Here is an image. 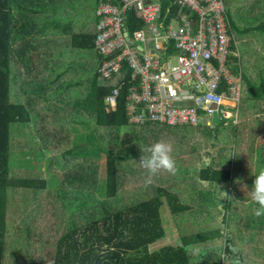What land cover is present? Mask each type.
<instances>
[{"label": "trees", "instance_id": "16d2710c", "mask_svg": "<svg viewBox=\"0 0 264 264\" xmlns=\"http://www.w3.org/2000/svg\"><path fill=\"white\" fill-rule=\"evenodd\" d=\"M99 1L0 0V264H232V247L238 249L241 264H264V216L255 217L258 205L251 198L245 199L251 196L254 176L264 167V0H232L242 15L255 18L249 28L258 29L260 36L254 44L247 38L250 29L240 31L226 8L230 41L241 42L240 64H228L233 73L242 75L236 123L221 124L220 134L214 128L220 123L188 128L187 124L143 122L137 134L139 152L129 157L121 156L118 146L120 130L128 124L124 94L131 84L125 66L109 79L97 73L103 61L95 49L100 19L95 10ZM166 4H170L168 0L163 1ZM171 8L175 10L173 5ZM125 26L128 30L139 27L131 19H126ZM87 51H92L91 60ZM255 69L260 70L258 76ZM224 83L221 80L215 91L224 89ZM115 86H120L122 93L116 108L107 111L102 98ZM72 87L77 89L73 90L71 103L81 96L79 90H85L84 97L89 99L83 104L90 109L89 118L84 119L89 130L83 138L91 146L79 151L72 135L78 124H83L80 116L72 120L67 116L44 117L25 131V136L36 133L40 142L36 139L34 144L27 140L20 144V130L12 133L14 123L20 128L40 113L43 119L51 99L67 106ZM56 103L53 106L60 108ZM200 134L204 139L198 142ZM10 137L14 141L13 148L10 145L11 165ZM187 137H192L193 143H185ZM160 139L173 144L178 171L187 179L183 193L173 188L175 175L167 172L146 183L147 173L140 167L139 158L145 144ZM22 145L38 152L42 148H50V153L61 149L46 166L47 170L54 166L62 170L63 177L57 178L59 185L44 188L45 177L39 172L14 178L16 172L12 169ZM102 154L104 180L97 183ZM203 157H210L212 164L201 170L197 165ZM128 159H135L136 165ZM190 168L196 169V176ZM215 181L232 199H220L213 187ZM97 186L101 193L96 197L93 189ZM245 187L248 192L242 194ZM13 191L28 193L36 208L28 213L25 229L18 223V235L25 248L22 261L8 258L11 255L4 240L7 193ZM176 192L189 202L172 207L181 230V245H165L150 252L149 244L164 234L159 210L162 197L172 195L176 199ZM84 193L88 196L86 202ZM62 199L74 204L70 211ZM84 202L83 207L77 205ZM65 220L69 230L61 228ZM224 229L227 239L222 235ZM233 229L238 233L234 234ZM51 230V240L38 238Z\"/></svg>", "mask_w": 264, "mask_h": 264}, {"label": "built area", "instance_id": "2783aa9c", "mask_svg": "<svg viewBox=\"0 0 264 264\" xmlns=\"http://www.w3.org/2000/svg\"><path fill=\"white\" fill-rule=\"evenodd\" d=\"M163 1H99L95 49L103 61L97 73L109 79L122 66L128 69L131 85L127 88L126 115L132 123L210 124L209 105L213 102L217 122L218 111L226 119L227 111L218 109L228 101L239 103L242 79L241 73L234 74L226 65L228 54L239 53L230 47L223 0H168L166 5ZM129 11L135 20L148 24L150 35L142 29L128 35L123 24ZM176 21L179 25L173 26L171 22ZM148 40L153 45H145ZM133 41L142 42L140 50ZM169 44L176 50L172 54ZM221 80L226 85L216 92ZM121 89L113 87L105 95L106 102L114 106Z\"/></svg>", "mask_w": 264, "mask_h": 264}, {"label": "rangeland", "instance_id": "374dc122", "mask_svg": "<svg viewBox=\"0 0 264 264\" xmlns=\"http://www.w3.org/2000/svg\"><path fill=\"white\" fill-rule=\"evenodd\" d=\"M150 2H154L155 0H149ZM225 7L227 8V12H229L231 14V18L233 20V23L235 24L236 27L239 28L240 31H244L245 29H250L249 27H251L254 22H255V18L251 17L250 15L247 17L244 16V14L242 15V11L240 10V8L238 6H234L236 4V2H233L232 0H223ZM251 14V12L249 13ZM78 22V21H76ZM232 22V21H231ZM234 29V26H233ZM246 34V33H245ZM260 36V32L254 29H250L249 30V35L247 36V38H251V43L254 44V42H256L257 38ZM139 44H142V42H137ZM239 44L241 45V42H239ZM145 45L151 46L153 45V41L152 40H148L145 41ZM249 46V45H248ZM239 51L241 54V47L239 46ZM87 55H89V60H91L92 58V51L91 52H85ZM91 53V54H90ZM260 73L259 69H255V75L258 76ZM231 103V102H230ZM235 103V102H234ZM235 107H236V103L235 104H227L225 102V105H220V109L218 110H225L228 113V117L222 118L221 117V113L218 111L219 114V119H218V123L214 128H217L216 131L217 133L221 134L222 130H219L222 128L221 124H235L236 123V113H234L235 111ZM36 116L35 118H32ZM31 118L33 119L32 122H30L29 124H22L19 127H15L17 126V122L14 123V127H13V132H16L17 130H20V132H18V139L20 140V144H24L26 143V140L29 142L31 141L32 144H34V140L38 139V141L40 142V139L38 138L36 133H32V134H26L25 131L28 132V130L32 127H35L39 122L43 121L44 118H41V113L34 115ZM211 119V117H210ZM228 121V123H227ZM206 123V122H205ZM205 125H209V124H202V126ZM138 127H135V125L129 123V124H125L123 125V129L120 130V139H119V146H118V151L119 154L121 156H125V157H129V156H134L139 152V144L137 143V136H136V132L138 131V133L140 132V129L138 130ZM188 128H193L192 124H187ZM34 129V128H33ZM80 132V130H79ZM83 133V132H82ZM166 138V137H163ZM204 139V136L202 138L201 134L198 135V142L202 141ZM185 143H193L192 137H187L186 139H184ZM75 142L76 145H79V151L81 150H85L88 149L87 146H91L88 142L86 141L84 138L78 137L75 138ZM151 144H153V141H151ZM10 145H14V141L12 142V137H10L9 140V144H8V152L10 154V165L12 163V150H10ZM30 145V143H29ZM29 145L27 146V148H24V145L21 146V148L19 149V154L18 156L16 155L15 160H16V164L13 165V171H15V176L14 178L19 175L22 176L24 173H27L30 177L34 176L37 174V172L41 173L44 177H45V187L46 189H50L53 186L56 187L57 185H59L60 181L57 182V178H61L63 177V172L60 168H57L56 166L52 167V170H47L46 166H47V161H51L52 159H50V157L53 154L59 153L61 152V149H56L53 150L52 153H50V148L46 149V148H42L41 151H36L33 148L30 150L29 149ZM146 145L149 144H145L143 146V149L145 148ZM202 145V142L200 143V146ZM86 146V148H85ZM15 151H16V146H15ZM22 151H23V155H22ZM78 152V151H77ZM224 154L227 155L226 152H224ZM229 159V157H228ZM14 160V161H15ZM135 159H128L127 162H129L131 165L135 166ZM104 162H105V155L102 154V156L100 157V167L98 170V174H97V183H102V181L104 180ZM227 161H224V163H226ZM227 164V163H226ZM221 165V163H220ZM219 165V166H220ZM218 166V167H219ZM184 167V166H183ZM192 167H194L192 165ZM187 168V167H185ZM193 173V175H197V171L194 168H190ZM190 171V170H189ZM140 174V173H139ZM189 180V178H188ZM197 179H192V182H197ZM186 182L187 179L186 178H182L181 174L176 173L175 174V183L173 185V188L180 190L182 193L183 191L187 190V186H186ZM16 186V185H14ZM105 188V186L103 187ZM26 189V188H25ZM24 189V190H25ZM96 190V191H95ZM101 188L97 186L96 189H93L94 195L96 194V197L101 193L100 192ZM81 191V190H80ZM79 191V192H80ZM248 192V189L245 187L242 189V194ZM174 191H171V194H173ZM177 194L175 195L174 199L171 196H166V197H162V201L163 203L161 204L159 210H160V218H161V222L162 225L164 226V234L162 235V237L158 240H156L153 243L149 244V251H158L160 248H162L165 245H172V246H180L181 245V239H180V229H178L176 223H175V219H174V214L172 213V207L180 204H186L188 205V201H184L182 200V196L179 192H176ZM179 193V195H178ZM7 197H9V199H7L6 201V205H7V209L5 211V224H4V228L3 230H5L4 233V240L7 242V250L9 252V255H11V257L8 258H14L17 260H21L22 261V254H23V250L24 248V244L22 242V240L19 238L18 235V223H20L21 225H24V229L25 226L27 224V220L26 217L28 216V213H30L31 210H36V208L34 206H32L31 204V197L28 193L25 194H21L17 191H13V193L8 192L7 193ZM69 198V197H68ZM251 198V196L249 197H245V199L248 201ZM72 199H74V197L70 198V201H72ZM83 199L85 200V202L88 199V196L84 193L83 194ZM178 199V200H177ZM181 200V201H180ZM62 201H65L66 203V209L68 211H70V206L74 205L71 204V202H68L64 199H62ZM74 201V200H73ZM85 202L83 204H78L79 206L83 207ZM76 204V203H75ZM116 204V203H115ZM121 207H123V204L120 205ZM86 207V206H85ZM105 209V208H104ZM87 211V209H85ZM75 211H78L75 209ZM190 211L189 208H186V212ZM63 230H69L68 226H67V220H65V223L62 224L61 227ZM182 231L185 232V230L183 229ZM188 231V230H187ZM54 233V230H51L47 235L44 233L43 237L42 234L39 235V239L42 238L43 240H51L52 239V235ZM233 233L236 234L238 233V230L233 229ZM80 235V234H79ZM246 237H244L243 239H245ZM80 239L82 240V237L80 235ZM16 240V241H15ZM135 251V250H134ZM134 251H130L129 254L134 255L135 252ZM6 264H11V262H7Z\"/></svg>", "mask_w": 264, "mask_h": 264}, {"label": "clouds", "instance_id": "9594fccd", "mask_svg": "<svg viewBox=\"0 0 264 264\" xmlns=\"http://www.w3.org/2000/svg\"><path fill=\"white\" fill-rule=\"evenodd\" d=\"M223 3H224V1H223ZM95 12H96V10H95ZM225 12H226V7H225ZM226 17H227V14H226ZM126 19H131L139 25V27H137L135 29H142L141 27L145 26V30H146V27H148V24H143L140 21L135 20V18L133 17V14L130 11L125 13L124 24H123L124 26H125ZM169 20L170 19L168 17L165 19V22H168ZM227 20L229 23L228 35L230 36V38H232L231 37V35H232L231 34V27H230V22H229L228 17H227ZM126 23L128 24V22H126ZM171 23L173 24V26L179 25V23L177 21L171 22ZM125 28L127 29L126 26H125ZM135 29H130V30L127 29L128 35L131 36V32ZM96 32H97V30H96ZM123 32H125L124 29H123ZM125 34H126V32H125ZM124 36H126L127 38L126 37L125 38L128 39L127 35H124ZM95 37H96V35H95ZM127 41L130 42V39H128ZM137 42H140V41H133L135 46H137L138 50H140L141 44H139ZM169 46H170L169 50H172V53H174L176 50L171 46V44H169ZM230 47L233 50H238L239 54L235 55L232 52L230 54H228L227 60H226L227 67H229L228 66L229 63L235 64V61H236V63L240 64L239 59H240L241 54L239 51L238 42H236L234 40V42L231 43ZM233 56H235V58H238V59H235V60L232 59ZM126 71L128 72V75H129L128 69H126ZM238 73H241V72H238ZM238 73H236V74H238ZM241 79H242V75H241ZM121 93H122V90H121L120 94L117 95V100H118L119 96L121 95ZM241 93H242V81H241ZM126 94H127V90H125V94H124L125 109H126V97H127ZM116 105H117V101H116V104L114 106H111L109 103L106 102L105 96H104V106H105V109L107 111L114 110L116 108ZM214 110H215V108H214ZM212 111H213V109H212ZM236 111H239V103L236 104L234 113H236ZM215 112H216V110H215ZM127 121H128V123L135 124V123L130 122L128 119H127ZM153 123H155V122H153ZM215 123H218L217 119H216ZM185 124H188V123H185ZM136 125L139 126V124H136ZM192 125H195V124H192ZM222 125H227V124H222ZM173 153H174L173 144L170 141L164 140V139L157 140L153 144L146 146L144 149H142V155L139 158V164H140V167L143 168L147 173L146 183H151L152 179L154 177H156L161 172H167V173L172 174V175H175L177 173V171H178L177 162L175 160ZM211 164H212V160L210 157H203L202 161L200 163H198L197 167H198V169L202 170L203 168L210 167ZM254 177H255V179L253 180L252 190H251V200L256 205H258V207L254 210L253 215L255 217L259 218V217L264 216V167L259 168L257 174ZM213 187L220 193V199L221 200L222 199H232L226 191L221 190L220 186L217 184L216 181L213 183ZM222 235H224L225 239H227V229L223 230ZM198 251L199 250H197V252ZM231 252L233 253L232 264H241V261H240L239 256H238V249H236L235 247H232Z\"/></svg>", "mask_w": 264, "mask_h": 264}, {"label": "crops", "instance_id": "0c3cea01", "mask_svg": "<svg viewBox=\"0 0 264 264\" xmlns=\"http://www.w3.org/2000/svg\"><path fill=\"white\" fill-rule=\"evenodd\" d=\"M141 28H142V31L144 34L150 35V31L145 30V26H143ZM168 52H169V54L170 53L172 54V50H168ZM81 76L85 77L83 74H81ZM74 89H77V88L72 87L70 89L71 97L67 101V106L64 103H56L55 99H53V100L51 99V101L47 102L46 106H45L46 109H44L43 118L46 117L47 119H57V118H60L63 116H67L69 118V120H72L74 118H78L76 116H80L83 119V124H78L77 132L72 133V135L75 138H78V137L83 138L84 133L88 132V130H89L87 124H84V121H85L84 119H88L90 116V109L84 108L83 104L85 102H89V99H88V97H84L85 90H79L81 92V96L79 98L73 100L71 103V99L74 98V93H73ZM86 95H88V93ZM54 103L59 105L60 108H55L53 106ZM102 104H103V107H105L104 106V97L102 98ZM84 125H85V127H84ZM133 125H135V127H137L136 124H133ZM79 130H80V132H79ZM138 130H139V127H138ZM137 134H138V131L136 132V136H137Z\"/></svg>", "mask_w": 264, "mask_h": 264}, {"label": "water", "instance_id": "95a60500", "mask_svg": "<svg viewBox=\"0 0 264 264\" xmlns=\"http://www.w3.org/2000/svg\"><path fill=\"white\" fill-rule=\"evenodd\" d=\"M123 34L126 35L125 32H123ZM125 37H126V36H125ZM126 38H127V37H126ZM209 106H210V108L213 109L212 114H211V121H212L213 123H215V122H216V112H215V110H214V108H215V104H214V103H210Z\"/></svg>", "mask_w": 264, "mask_h": 264}, {"label": "bare ground", "instance_id": "6f19581e", "mask_svg": "<svg viewBox=\"0 0 264 264\" xmlns=\"http://www.w3.org/2000/svg\"><path fill=\"white\" fill-rule=\"evenodd\" d=\"M227 104H231L229 101L228 102H226Z\"/></svg>", "mask_w": 264, "mask_h": 264}]
</instances>
